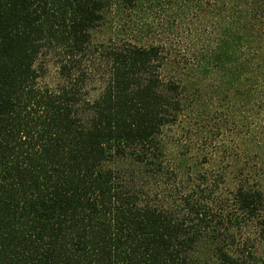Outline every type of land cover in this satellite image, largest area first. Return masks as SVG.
<instances>
[{
    "label": "trees",
    "instance_id": "obj_1",
    "mask_svg": "<svg viewBox=\"0 0 264 264\" xmlns=\"http://www.w3.org/2000/svg\"><path fill=\"white\" fill-rule=\"evenodd\" d=\"M262 262L264 0H0V264Z\"/></svg>",
    "mask_w": 264,
    "mask_h": 264
},
{
    "label": "rangeland",
    "instance_id": "obj_2",
    "mask_svg": "<svg viewBox=\"0 0 264 264\" xmlns=\"http://www.w3.org/2000/svg\"><path fill=\"white\" fill-rule=\"evenodd\" d=\"M48 68H49V70L51 71V75H53L54 76V70H55V68L53 67V66H51V65H49L48 66ZM89 75V74H88ZM87 78L89 79L90 78V75L89 76H87ZM89 87H91V86H88L87 88H86V90L89 88ZM178 136H180L179 134H178ZM178 136L177 135H175L174 137H176V139H178ZM176 139H174V140H176ZM261 264H264V262H262Z\"/></svg>",
    "mask_w": 264,
    "mask_h": 264
}]
</instances>
